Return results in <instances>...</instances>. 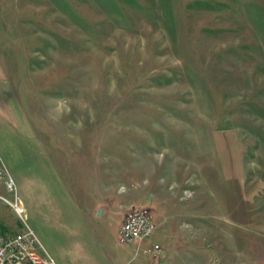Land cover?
I'll use <instances>...</instances> for the list:
<instances>
[{
    "label": "rangeland",
    "instance_id": "1",
    "mask_svg": "<svg viewBox=\"0 0 264 264\" xmlns=\"http://www.w3.org/2000/svg\"><path fill=\"white\" fill-rule=\"evenodd\" d=\"M8 75L75 195L147 208L163 264H264V0H0Z\"/></svg>",
    "mask_w": 264,
    "mask_h": 264
},
{
    "label": "crops",
    "instance_id": "2",
    "mask_svg": "<svg viewBox=\"0 0 264 264\" xmlns=\"http://www.w3.org/2000/svg\"><path fill=\"white\" fill-rule=\"evenodd\" d=\"M12 87L8 75L0 89V167L13 177L28 224L56 263L163 264L171 258L164 251L154 257L145 252L157 239L153 232L151 238L120 243L123 212L111 213L107 197L75 195Z\"/></svg>",
    "mask_w": 264,
    "mask_h": 264
},
{
    "label": "built area",
    "instance_id": "3",
    "mask_svg": "<svg viewBox=\"0 0 264 264\" xmlns=\"http://www.w3.org/2000/svg\"><path fill=\"white\" fill-rule=\"evenodd\" d=\"M0 181L7 193V196L0 194V204L10 208L19 226L13 233L0 232V264H57L29 226L15 183L4 167H0ZM119 208L123 219L117 229L118 241L128 244L148 239L154 229L150 211L132 204H121ZM159 251L157 243H150L145 249L152 257L157 256Z\"/></svg>",
    "mask_w": 264,
    "mask_h": 264
}]
</instances>
